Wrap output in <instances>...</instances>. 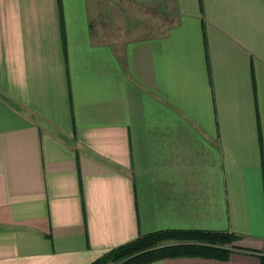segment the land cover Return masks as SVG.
I'll use <instances>...</instances> for the list:
<instances>
[{
  "label": "crops",
  "instance_id": "0c3cea01",
  "mask_svg": "<svg viewBox=\"0 0 264 264\" xmlns=\"http://www.w3.org/2000/svg\"><path fill=\"white\" fill-rule=\"evenodd\" d=\"M163 231L237 239L147 264H262L264 0H0V264Z\"/></svg>",
  "mask_w": 264,
  "mask_h": 264
},
{
  "label": "trees",
  "instance_id": "16d2710c",
  "mask_svg": "<svg viewBox=\"0 0 264 264\" xmlns=\"http://www.w3.org/2000/svg\"><path fill=\"white\" fill-rule=\"evenodd\" d=\"M237 239L227 233L203 231L155 232L121 245L92 264H147L155 260L200 256L227 259ZM169 242H175L169 244ZM264 264V256L260 258Z\"/></svg>",
  "mask_w": 264,
  "mask_h": 264
},
{
  "label": "rangeland",
  "instance_id": "374dc122",
  "mask_svg": "<svg viewBox=\"0 0 264 264\" xmlns=\"http://www.w3.org/2000/svg\"><path fill=\"white\" fill-rule=\"evenodd\" d=\"M110 1H113V0H110ZM112 4V5H111ZM110 4V8H111V12H113V9L115 11H121L123 14H117V19L111 21V23H113L115 25V28H121L120 26L124 23L125 24V27L126 29L128 30H135L133 29V27H137V29L139 31L136 32V36L138 37H146V36H149L155 32H162L166 29V27L170 24L169 21H171L168 17H165V16H162V14L164 15L165 14V9L163 11H161V14L160 12L158 13V15L156 14V18H157V22H155V13H152L151 10L148 8H143V7H140L141 9V17H134L135 15H128L127 12L131 13L130 11L128 10H122V7L121 6H118V4H114V3H111ZM117 8V9H116ZM127 14V20L123 21L121 20V18L123 19V15L125 17V15ZM123 21V23L121 24V22ZM120 23V24H119ZM157 23V27H155L154 29V24ZM153 25V26H152ZM112 28V26H111ZM120 263V262H118ZM116 263V264H118ZM109 264V263H108ZM111 264V263H110Z\"/></svg>",
  "mask_w": 264,
  "mask_h": 264
}]
</instances>
